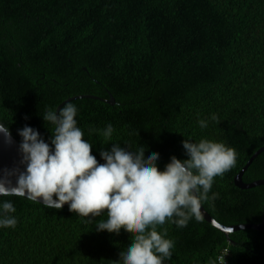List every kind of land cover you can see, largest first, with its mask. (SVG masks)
I'll return each mask as SVG.
<instances>
[{
    "label": "trees",
    "instance_id": "1",
    "mask_svg": "<svg viewBox=\"0 0 264 264\" xmlns=\"http://www.w3.org/2000/svg\"><path fill=\"white\" fill-rule=\"evenodd\" d=\"M82 94L94 97L67 102L99 163L113 143L145 144L163 169L173 155L187 158L185 138L224 142L236 166L202 206L223 225L261 220L264 185L242 189L233 177L264 145V0H0V123L19 144L25 125L50 142L41 115ZM109 123L113 138L102 144L90 130ZM256 179H264V150L242 174ZM0 199L13 202L18 220L0 229V264H113L131 239L123 228L95 231L106 214L88 222L68 205ZM161 229L175 241L165 264H217L226 252L225 264H264V229L226 236L204 218Z\"/></svg>",
    "mask_w": 264,
    "mask_h": 264
},
{
    "label": "clouds",
    "instance_id": "2",
    "mask_svg": "<svg viewBox=\"0 0 264 264\" xmlns=\"http://www.w3.org/2000/svg\"><path fill=\"white\" fill-rule=\"evenodd\" d=\"M77 114V106L66 102L41 115L52 125L50 142L30 126L18 129L24 167L3 170L0 197H22L51 209L67 204L70 212L88 222L106 214L95 224V231L123 228L131 233L113 264H165L172 259L175 241L167 238V229L158 231V226L168 223L184 228L192 219L202 221V205L218 198V193L209 196L215 179L236 166L235 149L207 138H185L182 146L187 158L173 155L160 169L159 153L145 154V144L121 147L113 143L100 151L104 163H99L91 154L93 143L84 139L78 127ZM211 119L218 121L215 115ZM198 125L205 129L208 121L199 119ZM90 131H98L106 141L101 143L107 144L115 129L109 123ZM0 133L10 139L4 123ZM16 212L11 200L0 199V229L16 227ZM226 253L220 257L223 264Z\"/></svg>",
    "mask_w": 264,
    "mask_h": 264
},
{
    "label": "water",
    "instance_id": "3",
    "mask_svg": "<svg viewBox=\"0 0 264 264\" xmlns=\"http://www.w3.org/2000/svg\"><path fill=\"white\" fill-rule=\"evenodd\" d=\"M78 97H94L93 95L85 94V95H75L66 98L65 100L61 101L57 107H61L65 102L75 99ZM110 104L114 103V98L111 95L109 100H106ZM56 107V108H57ZM11 134V133H10ZM264 150V145L258 148L245 162L242 168L234 175L233 182L234 184L242 189L254 187L256 185H264V179H256L250 182H244L242 180V174L252 162V160ZM22 159V154L19 151V142L17 139L11 134L10 139L5 138L3 133H0V175L3 174L4 169H13V168H20L23 170V165L20 163ZM13 184L15 183V177H12ZM67 205V204H65ZM202 215L203 218L216 227L217 229L221 230L226 236H228L229 232L242 229V228H254L256 230L264 229V198L262 202V217L258 223H238V224H231V225H223L216 221L202 206Z\"/></svg>",
    "mask_w": 264,
    "mask_h": 264
},
{
    "label": "built area",
    "instance_id": "4",
    "mask_svg": "<svg viewBox=\"0 0 264 264\" xmlns=\"http://www.w3.org/2000/svg\"><path fill=\"white\" fill-rule=\"evenodd\" d=\"M222 256H223V255H221V254L218 256L217 264H223V261L220 259V257H222Z\"/></svg>",
    "mask_w": 264,
    "mask_h": 264
}]
</instances>
